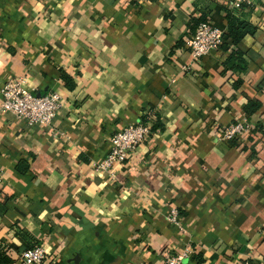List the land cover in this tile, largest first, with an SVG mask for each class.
I'll return each instance as SVG.
<instances>
[{"label":"crops","instance_id":"obj_1","mask_svg":"<svg viewBox=\"0 0 264 264\" xmlns=\"http://www.w3.org/2000/svg\"><path fill=\"white\" fill-rule=\"evenodd\" d=\"M232 16L250 32L196 61L198 24ZM21 76L63 102L49 128L0 117V264H264V0H0V89ZM149 113L162 130L102 169Z\"/></svg>","mask_w":264,"mask_h":264},{"label":"built area","instance_id":"obj_2","mask_svg":"<svg viewBox=\"0 0 264 264\" xmlns=\"http://www.w3.org/2000/svg\"><path fill=\"white\" fill-rule=\"evenodd\" d=\"M237 6L250 4L251 0H235ZM224 31L211 22L201 23L197 31L186 40V47L196 61L219 50L223 44ZM187 72L192 71L185 68ZM0 117L11 114L18 120L25 122L28 126H41L49 128L53 125L58 112L62 107V98L56 92L44 95L35 93L26 87L25 77H13L6 81L0 89ZM155 114L149 113L146 121L128 126L116 133L111 138L110 152L106 161L101 165L102 169L109 170L122 164L128 156L137 148L146 143L155 134L153 127L156 124ZM248 121H240L221 133L225 140H232L249 131ZM174 218L177 213H173ZM2 246V244H0ZM6 250V249H5ZM187 254L171 255L165 264H184ZM47 260L46 251L43 247L28 249L21 253L19 261L22 264H43ZM239 264H251L244 261Z\"/></svg>","mask_w":264,"mask_h":264},{"label":"trees","instance_id":"obj_3","mask_svg":"<svg viewBox=\"0 0 264 264\" xmlns=\"http://www.w3.org/2000/svg\"><path fill=\"white\" fill-rule=\"evenodd\" d=\"M206 21H201L198 24V27L201 23H204ZM250 27H247V25L240 21L239 19H236L235 17H230L229 18V30H227V32H224V36H223V44L221 45V48L224 49V47L231 42L234 46H237L242 40L243 38L246 36V34L248 32H250ZM197 31V30H196ZM195 31V32H196ZM194 32V33H195ZM193 33V34H194ZM220 48V49H221ZM157 117V115H155ZM159 117H157V122L153 127V131L157 132L158 130H162V125L160 123V121H158ZM143 122L146 121V117L142 119ZM5 248L3 246H0V259L1 262L4 260L3 258H5Z\"/></svg>","mask_w":264,"mask_h":264}]
</instances>
